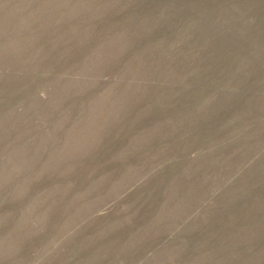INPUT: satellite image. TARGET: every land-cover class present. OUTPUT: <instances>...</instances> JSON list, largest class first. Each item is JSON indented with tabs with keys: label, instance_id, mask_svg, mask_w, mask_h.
Listing matches in <instances>:
<instances>
[{
	"label": "rangeland",
	"instance_id": "1",
	"mask_svg": "<svg viewBox=\"0 0 264 264\" xmlns=\"http://www.w3.org/2000/svg\"><path fill=\"white\" fill-rule=\"evenodd\" d=\"M0 264H264V0H0Z\"/></svg>",
	"mask_w": 264,
	"mask_h": 264
}]
</instances>
